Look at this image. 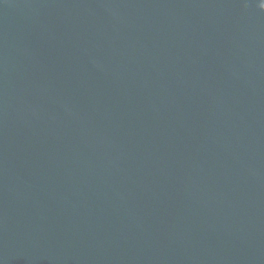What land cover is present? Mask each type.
I'll return each mask as SVG.
<instances>
[{
    "label": "water",
    "instance_id": "water-1",
    "mask_svg": "<svg viewBox=\"0 0 264 264\" xmlns=\"http://www.w3.org/2000/svg\"><path fill=\"white\" fill-rule=\"evenodd\" d=\"M262 0H0V264H264Z\"/></svg>",
    "mask_w": 264,
    "mask_h": 264
},
{
    "label": "clouds",
    "instance_id": "clouds-1",
    "mask_svg": "<svg viewBox=\"0 0 264 264\" xmlns=\"http://www.w3.org/2000/svg\"><path fill=\"white\" fill-rule=\"evenodd\" d=\"M261 7H264V0H262V4H261Z\"/></svg>",
    "mask_w": 264,
    "mask_h": 264
}]
</instances>
